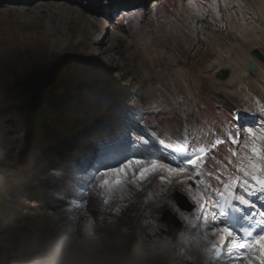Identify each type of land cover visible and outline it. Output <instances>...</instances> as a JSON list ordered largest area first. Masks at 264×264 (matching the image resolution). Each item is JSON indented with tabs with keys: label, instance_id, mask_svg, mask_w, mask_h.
<instances>
[{
	"label": "rangeland",
	"instance_id": "374dc122",
	"mask_svg": "<svg viewBox=\"0 0 264 264\" xmlns=\"http://www.w3.org/2000/svg\"><path fill=\"white\" fill-rule=\"evenodd\" d=\"M28 1L0 0V264H217L208 257V245L216 241L199 208L183 224L194 227L191 234H180L175 243L167 235L162 218L168 210L152 207L163 195L159 181L142 192L122 191L118 203L129 206L121 215L101 220L93 195L85 207L89 216L78 205L86 176L106 157L125 152L127 133L142 126V116L173 137L185 124L197 136L198 128L214 130L229 103L245 118L259 117L252 113L264 104V64L252 52L264 54V0H90L109 3L92 8L88 0H39L37 8ZM126 9L142 12L123 17ZM251 60L257 67L247 86L243 75ZM33 65L51 76L67 68L64 80L79 86L71 90V111L48 119L50 126L38 122L34 105L50 87L36 97L3 87L5 81L26 82ZM222 71H230L227 81L217 77ZM107 140L113 146L101 153ZM229 159L218 164L222 177L235 165L253 170L249 152ZM58 170L61 176H54ZM75 175L79 180L71 183ZM207 178L193 189L205 203L216 195L212 186L220 188ZM70 200L76 205L69 207ZM262 213L253 218L264 219ZM153 214L157 225L150 231L145 220ZM221 259L218 264H240L227 255Z\"/></svg>",
	"mask_w": 264,
	"mask_h": 264
},
{
	"label": "snow or ice",
	"instance_id": "6c2138e0",
	"mask_svg": "<svg viewBox=\"0 0 264 264\" xmlns=\"http://www.w3.org/2000/svg\"><path fill=\"white\" fill-rule=\"evenodd\" d=\"M127 22L125 19L124 23ZM156 111L159 112V109ZM257 113L260 117L259 134L264 136V104H258L252 115ZM239 120L237 112L228 122L226 129L218 125L214 126L215 131L198 128L199 136L193 134L188 124L178 129L175 137L162 134L164 138L149 139L141 135H135L133 138V130H129L126 137L127 148L121 157L110 163H101L88 177L86 190L81 192L83 200L78 205L81 213L89 216L85 207L88 195H93L101 205L97 209L101 220L105 218V214L121 215L129 206L126 200L123 206L118 203V198L124 199L119 196L122 191L142 192L146 185L151 186L159 181L162 184L159 192L163 195L160 199L152 201V207L157 212L167 209L183 225L187 214L199 208L202 210L200 219L206 217L209 231L216 241L210 245L213 250L224 251L230 259L239 260L240 264L245 261L247 264H253V259L257 260L258 264H264V219L257 221L252 215L243 216L244 208L236 207L230 202L238 201L240 205L254 207L244 195L233 193L232 186L235 184L249 195L260 193L264 197V180H258L251 172L238 168L237 171L242 173L243 178L226 183L217 167L222 160V151L226 150L231 156H235L241 147H245L246 140L251 138L255 141L257 138V129L245 127L238 123ZM141 121L142 126L146 128L156 125L155 120L149 121L143 116L137 123L140 124ZM234 148L236 151H233ZM251 152L259 155L260 150L252 147ZM260 161L264 163V156H260ZM228 162L231 163V160ZM251 167L258 172H264V167L255 161ZM202 176L220 183V188L211 189L220 197L219 200L204 203L193 195V189ZM249 177L259 185L258 188L253 187ZM182 200L189 202L192 207L184 209L179 203ZM75 205V200L69 201V207ZM225 207L230 208L232 213H241V218L248 221L251 227H233L236 218L225 212ZM94 219H88L89 234ZM145 223L150 226V231L156 230L157 221L154 214L151 219L145 220ZM256 227H260L258 234H254ZM252 253L255 255H251Z\"/></svg>",
	"mask_w": 264,
	"mask_h": 264
},
{
	"label": "trees",
	"instance_id": "16d2710c",
	"mask_svg": "<svg viewBox=\"0 0 264 264\" xmlns=\"http://www.w3.org/2000/svg\"><path fill=\"white\" fill-rule=\"evenodd\" d=\"M38 71L40 72V69L33 65L32 69L28 71V75ZM67 71V68H59L56 72L52 73L55 82H53L54 85L50 87L49 95L44 101H38L34 104L36 108L35 112L39 117L38 122H41L44 126H50L48 119L52 118L58 121L66 112H70L71 108H69V105L75 102L74 97L71 96V90L79 86H75V83L66 82L64 80ZM9 72L11 71L9 70ZM12 84V81H5L3 87L8 91L9 88L12 89L14 87ZM15 91L17 92L19 90L17 89Z\"/></svg>",
	"mask_w": 264,
	"mask_h": 264
},
{
	"label": "bare ground",
	"instance_id": "6f19581e",
	"mask_svg": "<svg viewBox=\"0 0 264 264\" xmlns=\"http://www.w3.org/2000/svg\"><path fill=\"white\" fill-rule=\"evenodd\" d=\"M39 0H33V6H35V8H37V7H39L40 6V3L38 2ZM94 1H96V0H94ZM103 3V5L102 4H99V5H101V6H104V4L105 3H107L106 1H103L102 2ZM53 5H55L56 7H58V9H60V10H62V9H66V7L64 6V5H67V3L66 4H64V3H61L60 4V2H55V3H52ZM61 12V11H60ZM126 13V12H125ZM125 13H124V16H125ZM40 16H42V13L40 12ZM51 20V19H50ZM102 22V19L100 18V19H95V23L96 24H100ZM104 22V21H103ZM259 26V25H258ZM258 30V29H257ZM258 32V31H257ZM100 35H97L96 36V38L95 39H97L98 37H99ZM261 37H263V39H264V32L262 33V36ZM107 37H105L104 38V41L106 42V39ZM97 41V40H96ZM99 41H101L100 39H99ZM264 40H260L259 39V44L260 45H262L263 47H264V42H263ZM264 49V48H263ZM248 62V61H247ZM246 62V63H247ZM248 64V63H247ZM247 64L245 65V69H244V72H245V74L243 75V76H245L244 78V80H245V82H246V85L247 86H249L248 85V77H249V75H247ZM235 79V78H234ZM245 94H246V92H245ZM249 99V98H248ZM229 108V107H228ZM241 114V113H240ZM259 115V114H258ZM225 119H228V117H227V115H226V118ZM260 122V118H256V122ZM259 127V123L257 124V126H256V129ZM222 128V127H221ZM133 130H135L134 128H133ZM211 131H215V129L214 130H211ZM133 133H134V131H133ZM155 133H156V131H155ZM156 135H157V133L155 134V137H156ZM161 138V137H160ZM257 140H255L254 142L253 141H251L252 143H253V147H256L257 149H259L260 150V152H259V155H254L252 152H249V154H252L253 155V157H254V160L253 161H255L257 164H260L262 167H264V163H261V161H260V156H264V144H263V140H264V136H262V135H260L259 134V131H258V134H257V138H256ZM258 144V145H257ZM260 145V146H259ZM252 148V146H249V145H246V143H245V147H241L240 149H239V151H238V153H245L246 152V150H248V149H251ZM234 151H236V149L234 150ZM246 153H248V152H246ZM225 154H228V153H226L225 151L223 152V155H222V159L224 160L225 159ZM230 157H231V155L230 154H228ZM84 154H82V156L80 157L81 159H83V161H85V164H86V166H90V161H87V160H85L84 158ZM233 157V156H232ZM233 161L234 162H236V160H235V158L233 157ZM233 161H231V162H233ZM250 164V163H249ZM252 164V163H251ZM250 164V165H251ZM218 167V166H217ZM238 168H243V166H241V165H235V166H233V172L232 173H229V174H225L223 177H221L222 178V180L224 181V182H226V183H229L230 181H231V179L232 178H235V179H237V178H243L242 177V173L241 172H239V171H237V169ZM250 168H251V166H250ZM59 169L61 170L62 169V167H61V165H59ZM245 169V168H244ZM60 170H58V171H56L55 172V174H54V176H56V174H57V176H61V174L62 173H59V171ZM246 171H248V172H251L253 175H255L256 176V178L258 179V180H264V172H258V171H256V170H247V169H245ZM91 172V171H90ZM95 172V170L91 173V174H93ZM86 174H87V172H86ZM91 174H89L88 176H86V181H85V183L84 184H86L87 182H88V177L91 175ZM82 175V174H81ZM56 178H58V177H56ZM230 178V179H229ZM249 179H250V182H251V184H256L255 183V181H252L251 180V178L249 177ZM50 181V184H52V182L54 181V179H50L49 180ZM258 185V184H257ZM212 188H214V186H212ZM232 189L233 190H236V189H239V187H236V185L235 184H233V186H232ZM200 212H201V210H199V212H198V216H199V214H200ZM256 212V210L252 213L253 215H254V213ZM252 214H249V215H252ZM256 214H257V212H256ZM252 215V216H253ZM255 217V216H254ZM61 226L62 225H64L63 223H61L60 224ZM240 228V227H239ZM212 244V243H211ZM210 244V245H211ZM210 245H208V257L211 259V261H213V262H217V261H219L223 256H224V254L225 253H222V254H217V251H218V249L217 250H213L212 249V247L210 246Z\"/></svg>",
	"mask_w": 264,
	"mask_h": 264
},
{
	"label": "water",
	"instance_id": "95a60500",
	"mask_svg": "<svg viewBox=\"0 0 264 264\" xmlns=\"http://www.w3.org/2000/svg\"><path fill=\"white\" fill-rule=\"evenodd\" d=\"M252 53L256 59H258L260 62L264 64V54L259 49H254ZM248 63H249L248 67L250 70L249 75L252 76L253 74L252 71H255L257 65H256V62H254V60H251ZM229 74H230V71H222L221 75H218L217 77H219L221 81H227L229 79ZM53 82H55V80L51 75L44 74L38 71V72H35L29 75L26 79V82L20 81L18 83H15L14 87L19 88L23 91H32L34 93L33 97H36L44 93L48 87L53 86L54 85ZM218 96L221 99H225V96L222 94H219ZM229 104L231 105V103ZM179 203L184 209H189L192 207L191 205H189L187 201L182 200ZM162 220L166 223L169 229L167 235L172 239V241L177 240L182 230V227H183V225L181 224V221L178 220L175 217V215L169 211H166L164 213Z\"/></svg>",
	"mask_w": 264,
	"mask_h": 264
}]
</instances>
